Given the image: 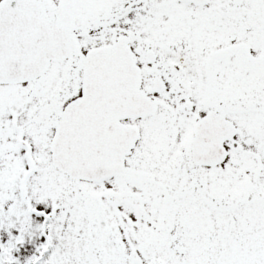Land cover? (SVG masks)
I'll use <instances>...</instances> for the list:
<instances>
[{
    "label": "snow or ice",
    "instance_id": "6c2138e0",
    "mask_svg": "<svg viewBox=\"0 0 264 264\" xmlns=\"http://www.w3.org/2000/svg\"><path fill=\"white\" fill-rule=\"evenodd\" d=\"M0 264H264V0H0Z\"/></svg>",
    "mask_w": 264,
    "mask_h": 264
}]
</instances>
